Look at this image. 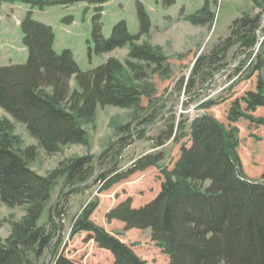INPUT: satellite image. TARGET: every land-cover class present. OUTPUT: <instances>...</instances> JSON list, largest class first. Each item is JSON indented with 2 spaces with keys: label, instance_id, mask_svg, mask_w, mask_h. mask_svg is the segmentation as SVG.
Masks as SVG:
<instances>
[{
  "label": "trees",
  "instance_id": "obj_1",
  "mask_svg": "<svg viewBox=\"0 0 264 264\" xmlns=\"http://www.w3.org/2000/svg\"><path fill=\"white\" fill-rule=\"evenodd\" d=\"M20 1L43 8L73 0ZM91 1L102 4L107 0ZM254 1L264 10V0ZM175 2L165 0L166 5ZM136 8L139 32L131 33L126 20L122 19L114 25L109 37L103 34L102 7L97 8L92 30L95 46L90 48V54L128 45L130 57L123 63L111 57L87 70L80 67L70 48L62 52L55 49V31L51 24L33 18L32 10L22 20L29 57L25 62L0 64V106L24 123L48 153L58 151L69 142H86L83 123L93 118L98 106L144 111L142 87L136 80L150 63L157 64L153 70L162 68L166 55L148 41L138 42L142 35L149 33L152 21L141 0H136ZM260 19V14L250 13L233 19L230 34L223 44L210 55H199L193 73L206 65L211 66L212 72L218 53H225L238 41L244 47L253 48L261 37L257 30ZM66 20L71 22L73 18L70 15ZM262 37L251 63L252 71L264 72ZM133 59L147 64L143 66ZM73 76L77 83L74 89L70 85ZM258 106L264 107V75L261 73L257 90L250 89L233 102L229 119L233 122L247 117L264 124V118L255 119L249 113ZM153 116L152 112L142 116L140 124ZM129 127L125 124L121 130L129 131ZM175 130V123H169L168 129L158 136L157 145L163 144L165 138H176ZM125 140L127 137L121 141ZM190 140L189 145H182L180 156L172 166L161 168L164 179L152 198L138 205H133L130 197L122 200L107 212L108 220L121 219L126 229L151 228L153 240L162 243L168 251L170 264H264V170L258 179L246 174L234 130L210 112L193 120ZM109 152L101 154L100 163ZM36 155L35 146L17 148L11 122L0 118V199L9 206L26 205L23 218L12 221L10 235L0 238V264H86L67 255L64 248L60 249L63 208H57L48 223L39 224L55 180L64 174L70 192L97 182H101L104 190L135 171L160 166L164 156L162 151L145 154L126 170H121L119 157L111 158L106 167L100 168L92 155H80L63 160L49 175H42L30 164ZM97 205L98 201L87 205L77 216L73 234L86 231L87 239H94L100 247L112 252L114 264H148L130 244L91 217Z\"/></svg>",
  "mask_w": 264,
  "mask_h": 264
},
{
  "label": "rangeland",
  "instance_id": "obj_2",
  "mask_svg": "<svg viewBox=\"0 0 264 264\" xmlns=\"http://www.w3.org/2000/svg\"><path fill=\"white\" fill-rule=\"evenodd\" d=\"M141 1L151 16L152 25L149 33L142 35L138 42L148 41L166 55L162 68L153 70L157 64L150 63L141 78L136 80L142 87L143 112L137 113L129 107L98 106L93 118L83 123L87 131L86 142H69L58 151L48 153L24 123L0 106V118L11 122V133L17 148L35 146L37 155L30 160V164L42 175H49L63 160L74 156L92 155L100 168L106 167L111 158L119 157L118 167L126 170L145 154L163 152L160 166L135 171L104 190L101 182H97L64 195L68 189L64 174L55 180L51 199L44 206L39 224L48 223L50 215H55L57 208H63L60 249L64 248L67 255L86 264H114L112 252L100 247L94 239H87L86 231L72 232L77 216L96 201L98 205L91 215L95 221L130 244L148 264H170L168 251L162 243L153 240L151 228L126 229L123 220H108L107 212L129 197L133 205L146 202L160 190L164 179L161 168L172 166L180 156L182 145L191 143V123L197 116L210 112L234 130L242 165L250 178H260L264 170V124L247 117L233 122L229 119L233 102L242 98L248 90H257L259 73L264 75V72L252 71L251 65L264 36L263 7L254 0H176L172 5H166L165 0ZM205 5L207 9H204ZM98 7H102L105 37L112 35L114 25L122 19L126 20L131 33L139 32L136 0H107L102 4L91 0H73L48 4L43 8L20 0L0 1V64L28 59L29 49L24 44L21 22L30 10L33 18L53 26L55 49L62 52L70 48L82 69H91L111 57L126 62L130 57L128 45L101 54H90V48L95 46L93 16ZM246 13L261 15L260 28L257 29L261 37L257 44L249 48L238 41L225 53H218L216 68H212V72L211 66L206 65L193 73L197 57L210 55L216 47H220L230 34L233 19ZM191 14L193 16L190 17ZM70 15L73 20L67 22L66 18ZM133 61L143 66L147 64L139 59ZM238 68L239 71H236ZM70 85L72 89L77 87L75 76L71 77ZM207 102L213 103L202 106ZM149 112L154 116L140 124L141 117ZM249 113L255 119L264 118V107L258 106ZM172 122L176 125L178 138H165L163 144L157 145L158 136ZM125 124L130 125L129 131L121 130ZM125 137L127 140L121 141ZM105 151L110 152L101 164L99 157ZM25 214V204L9 206L0 199V238L8 237L12 221L20 220Z\"/></svg>",
  "mask_w": 264,
  "mask_h": 264
},
{
  "label": "water",
  "instance_id": "obj_3",
  "mask_svg": "<svg viewBox=\"0 0 264 264\" xmlns=\"http://www.w3.org/2000/svg\"><path fill=\"white\" fill-rule=\"evenodd\" d=\"M71 190V187H69L65 192L64 195L67 194Z\"/></svg>",
  "mask_w": 264,
  "mask_h": 264
},
{
  "label": "crops",
  "instance_id": "obj_4",
  "mask_svg": "<svg viewBox=\"0 0 264 264\" xmlns=\"http://www.w3.org/2000/svg\"><path fill=\"white\" fill-rule=\"evenodd\" d=\"M135 205H137V204H135Z\"/></svg>",
  "mask_w": 264,
  "mask_h": 264
}]
</instances>
